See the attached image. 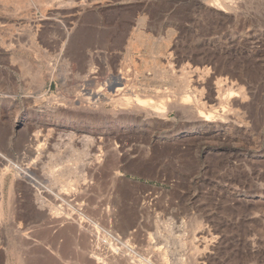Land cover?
Masks as SVG:
<instances>
[{"label":"rangeland","instance_id":"1","mask_svg":"<svg viewBox=\"0 0 264 264\" xmlns=\"http://www.w3.org/2000/svg\"><path fill=\"white\" fill-rule=\"evenodd\" d=\"M88 1L91 6L85 14L59 9L58 18L47 19L31 3L35 9L27 29L20 17L0 14V38L6 35L0 40V153L4 158L0 163L15 166L0 167L4 173L0 264H111L101 240L106 233L125 235L122 241H128L138 264H264V0ZM49 3L45 1L43 8L49 9ZM66 17L76 28L68 53L82 60L94 57V80L103 83L110 76L127 75L125 79L138 89L171 100L188 75V82L200 91V96L195 92L192 96L197 104L201 100L203 111L210 115L225 111L228 118L213 117L193 128L195 124L170 112L164 123L160 120L117 134L109 130L104 143L121 147L87 153L84 163L91 164L86 170L80 163L74 166L69 150L48 148L43 162L54 157L52 165L62 170L64 164L71 165L80 171V178H86L84 184L81 180L73 186L74 191L63 184L54 188L61 189L70 206L56 203L63 214L54 220L48 211L37 208L34 190L14 173L35 161L38 146L55 123L54 118L41 115L38 98L44 92L50 99L70 92L68 85L56 82L44 90L37 84L41 72L35 68L30 32L38 26L36 40L51 50L54 34H60L54 31V22ZM140 33L155 43L170 41L159 60L172 81L157 82L152 71L138 73L135 65L145 52L130 51L129 43ZM10 54L27 60V66L20 68L9 60ZM154 86L165 95L155 92ZM109 126L104 120L93 133ZM74 129L83 130L78 125Z\"/></svg>","mask_w":264,"mask_h":264},{"label":"bare ground","instance_id":"2","mask_svg":"<svg viewBox=\"0 0 264 264\" xmlns=\"http://www.w3.org/2000/svg\"><path fill=\"white\" fill-rule=\"evenodd\" d=\"M45 1L48 3L49 2L51 3V4L49 3L50 4L49 9L43 8V4ZM45 1L42 4L41 0H0V14H8L9 16H13L16 18L20 17L21 19H23L22 25L24 27H26V29H27V28H30L29 26L31 24V18H32L31 9L32 8L35 9V6L37 7L36 8L37 11H39L41 13L40 16L42 19H47V17L51 16V15L53 17H56L57 15H59V13L57 12V10H59V9H65L68 11L67 13H70L69 11L73 10L74 12H77V13L78 12L79 13L84 12L83 14H85V11L89 8V6H91V4L89 3L88 0H78V1H76V0H50V1L45 0ZM214 2H217V1L212 2V4L216 5V3H214ZM31 3H33V5H35V6H32ZM67 13H64V14H67ZM71 16H72V14H71ZM56 18H58V17H56ZM68 18L66 17L67 21L65 20L63 22H57L55 19L56 22H54V24H55L54 25L55 26L54 31H58V32H60V34L56 35L53 33L54 34L53 42H52L53 46H52L51 50H48L49 49L48 47H51V46L44 44L42 47L39 45L38 40H36V37L38 35V33H37L38 28H39L38 26L36 27V30L34 32H32V31H31L32 33L30 32L31 44H29V45H32V48H33L32 56L34 57V63H36L35 68H36L37 72H41V77L37 81V84H39V86L42 88V90H44L52 82H56L60 86L68 85L70 88V92L67 93L66 96L65 95L60 96L61 94L58 95L59 98H57V99L45 98V92H44L42 94V96L38 98L39 99V108H40L39 112H41V115L44 117H47V118H50V117L54 118L55 123H54L53 127L50 130H48L47 135L44 134L46 136V138H44V140H42V141H44L43 145H39L37 148L38 152H36L37 155L35 157V161H33L32 163L29 161L30 163L27 164V166H25L23 169H18V172H15V173L13 172L16 178H19L21 176L31 186L32 191L34 190V195L33 194L32 195L34 198V203L36 204L37 208L39 210H42V211H48L49 215L51 216L52 219L55 218L58 220L61 218V216H59V215L62 212L59 211V209H61V208L56 206V203H61V206L66 205L68 207L69 206L68 205L69 200H68V197L65 198L62 196L63 194H61V193H63V192L61 191V189L55 190L54 188L60 184H63L70 191V190H73V186L76 187L78 184H81L82 181L84 184L86 178H84L85 175H81V178H82L81 179L80 175L78 173L80 171L77 172L76 169H74V167L73 168L69 167L71 165H69L67 167V165L64 164L63 166L66 167L64 170L59 169L60 168L59 165H57V166H59V168H57L56 165L55 166L52 165V163L50 161L55 159L54 157H53V159L50 157V160H48V162H46V163L43 162L42 161L43 156L45 154H49L47 152L48 148L54 149V151L56 149L58 150L60 148H62L64 150L65 149L69 150L71 153L70 157L72 159V162L74 161L73 163L75 164L74 166H76L77 163H80L83 167H85V170H86V168L89 166V164H91V163H89V164L84 163V160H85L87 153H89L93 150H94V152H103L104 150L107 151L108 149L109 150H115V149L117 150L118 148L121 147V145H118V143H115L112 141H111L112 143L110 142L111 144L104 143V137L106 135L108 136L109 130H113L114 131L113 134H117V133H119L120 130H123L126 128H130V129L133 128L134 129L136 127H142L144 124L148 125V127H149L150 125H154V123L156 121L158 123V121H160V120H162V122L164 123L167 120L168 114L170 112H175L179 116H182V118H184L185 120H188L192 124H195V125L191 124L193 128L196 125L197 126L201 125V124H203L204 121H207L210 119L212 120L214 118L215 119L220 118V120L221 119L225 120L228 118L227 113L225 111H223L221 114H215L214 113L215 115L214 114L210 115V114L205 113L203 111L202 107H200V104H202L201 100L197 104L195 102L196 96L195 95H194L195 97L192 96L193 92H195L196 94H199V96H200L201 95L199 93L200 91H198L196 87H192V85L190 84V81L188 82V79H187L189 77L188 75H187L188 77L184 76L183 80L181 81L182 85H180L181 90H179L180 91L179 94L176 96H171V97H173V99H171V100L169 99V97H167V95H165V93L163 94V92H161L162 89L159 91L157 89V86L156 87L154 86L155 88L153 87L155 92H157V93L160 92V94L162 93L163 96L165 95L164 97L166 99L167 98L169 99L168 101L165 100V102L161 101L162 99L163 100L165 99L161 95L156 94V96H154V95L151 96L152 93H151V95L149 94V89L148 90H146V89L141 90V89H138L135 85H132V83H130V81L125 79L127 75L126 76L124 75L125 78L122 76H118V75L117 76H110L109 78H107L108 80H105L103 83L94 80L95 78H94V76H92V74L94 72L93 70L95 69V68L93 69V65H94L93 64V58L94 57L88 56V59H86V60H84V59L82 60L81 58H78V59H80V60H78L76 58L77 56L75 58H73V55L68 53L69 52V46H71L70 41L72 39L73 29H76V28H74L75 26L73 27V24H72L73 21H71L72 23L71 22L69 23ZM28 30H30V29H28ZM12 31L14 32V30H12ZM41 32H43V31H41ZM45 34H47V33H44L43 35H45ZM136 35L137 34H135V37L129 43V50L130 51H133V50L138 51L139 49H141V50L144 49V52H145V56L143 57V59H141V61L139 63H136L137 65H135V63H134L138 73L140 72L141 74L144 75L145 72L152 71L156 75V76L154 75L155 76L154 79L156 81L157 80H159V81H162V80L172 81V79L169 77V75L167 73L168 71L165 70V68L162 66V64H160V60H159V57H162L163 55H165L164 51L167 50V46H168L170 41L169 42L168 41L162 42V40H161L160 43H155L150 39V37H146V36L142 35L141 33L138 34L137 36ZM0 36H2V35H0ZM5 36H3V37H5ZM47 36H48V34H47ZM3 37H1L0 40H2ZM45 38H46V36H45ZM3 39H5V38H3ZM44 40H42V41H44ZM42 41H40V42H42ZM5 49H6V47H5ZM7 56H9V55H7ZM9 57H10L9 60L11 59L13 62L16 61L20 68H23V66L25 67V65L27 66V64H28L27 60L25 61V59L21 58V56L18 57L15 54H10ZM161 60H162V58H161ZM38 61H40V63H38ZM32 62H33V59H32ZM101 67H102V65H101ZM28 68H30V67H28ZM23 70H25V68L22 69V72H23ZM123 70H124V68H123ZM121 74H122V72H121ZM148 75H150V74H148ZM143 81L148 84L147 85L148 87L152 86V84H150L151 80L149 78L143 77ZM156 81H155V84H156ZM154 90H152V92ZM165 92H166V90H165ZM199 96H197V97H199ZM222 100H221V102L224 103L225 101H222ZM120 101H123V102L121 103ZM202 106H203V104H202ZM104 120H106L110 124L109 128L103 129L102 132H94L93 133L94 126L103 125ZM76 125H78L81 128V130L82 129L83 130L80 132H77V130H79V129H77V130L74 129V126H76ZM49 127H47V128H49ZM54 133L56 134V142H54L53 143L54 145H53V144H51V139L54 138ZM110 133H111V131H110ZM122 133H123V131H122ZM30 137H29V139H30ZM32 143H34V141ZM66 150H65V152H66ZM52 152H53V150H52ZM0 160H1V162H4V158H3L2 153H0ZM70 162H71V160H70ZM0 167H3V169H5V170H9V169L12 170V168L15 166L12 165V168L11 167L7 168L4 166V163H3V164H1ZM2 171L3 170H1V168H0V189L2 188V185H3L4 173ZM88 172H90V169L88 170ZM19 179H21V178H19ZM90 184H91V182H90ZM26 193H28V192H26ZM79 193L80 192H77V194H79ZM72 198H74V197H72ZM74 199H76V196ZM33 206H35V205L33 204ZM69 211H72V210H69ZM79 214H80V212H79ZM1 216L2 215L0 213V218H1ZM38 216H40V215H38ZM50 216L45 218V219H49ZM82 216H84V215H82ZM62 218H63L62 220H64L65 217H62ZM82 219H84V218H82ZM89 219H90L89 222L92 224L93 221L91 220V218H89ZM69 221H71V223H72L73 220H69ZM56 223H57V221H56ZM54 225H55V223H54ZM84 225H85V223H84ZM96 226H98V225H96ZM125 226H127V225H125ZM75 227H77V226H75ZM95 228H97V227H95ZM130 228L131 227H129V229ZM51 229H50V232H51ZM75 229H74V231H75ZM38 230H40V229H38ZM58 230H60V229H58ZM96 230H98V229H96ZM26 232H28V231H26ZM47 233H48V229H47ZM74 233H76V232H74ZM96 233H97V231H96ZM55 234H57V233H55ZM18 235H20V234H18ZM86 235H88V234H86ZM106 235H107V237H105L104 240L103 239H101V240L104 243V246L107 250L106 255L109 257V258L108 257L107 258L109 259V262L111 264H115V262L117 260L119 261L117 263L121 262V264L122 263H124V264H138L136 262V260L132 258V255H134L133 249H131L130 247H128L126 245V243L128 241L126 243H124V241H122V240H124L123 238L125 237V235H122L120 237L119 236L113 237L111 234H108V233H106ZM31 237H32V235H31ZM68 237H70V236H68ZM96 238H99V237H96ZM100 238H103V237H100ZM61 242H60V244H61ZM94 242H96V241H94ZM50 243L52 245V242H50ZM84 243H86V242H84ZM84 243H82V244L79 243V244L83 245ZM54 244L56 245V243H54ZM91 245H92V243H91ZM117 245H120V247L117 248L116 247ZM37 247H39V246H37ZM147 247H149V246H147ZM60 258H62V257H60ZM61 260H63V258ZM104 260H105V258H104ZM106 261H107V259H106ZM164 263H165V261H164ZM148 264H150V263H148Z\"/></svg>","mask_w":264,"mask_h":264}]
</instances>
